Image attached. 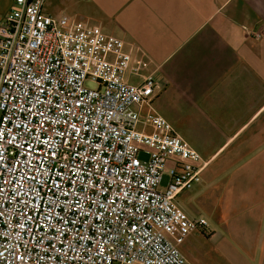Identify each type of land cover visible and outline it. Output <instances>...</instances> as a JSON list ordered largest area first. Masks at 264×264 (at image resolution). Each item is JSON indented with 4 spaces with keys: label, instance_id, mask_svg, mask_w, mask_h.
<instances>
[{
    "label": "built area",
    "instance_id": "built-area-1",
    "mask_svg": "<svg viewBox=\"0 0 264 264\" xmlns=\"http://www.w3.org/2000/svg\"><path fill=\"white\" fill-rule=\"evenodd\" d=\"M44 1L0 22V264H187L179 229L207 223L175 199L204 162L152 112L165 88L130 83L122 39Z\"/></svg>",
    "mask_w": 264,
    "mask_h": 264
},
{
    "label": "crops",
    "instance_id": "crops-1",
    "mask_svg": "<svg viewBox=\"0 0 264 264\" xmlns=\"http://www.w3.org/2000/svg\"><path fill=\"white\" fill-rule=\"evenodd\" d=\"M80 1L70 18L123 40L135 56L128 81L165 88L152 112L204 162L175 199L207 223L179 229L187 264H264V0Z\"/></svg>",
    "mask_w": 264,
    "mask_h": 264
},
{
    "label": "rangeland",
    "instance_id": "rangeland-1",
    "mask_svg": "<svg viewBox=\"0 0 264 264\" xmlns=\"http://www.w3.org/2000/svg\"><path fill=\"white\" fill-rule=\"evenodd\" d=\"M11 0H9L7 2V0H5V3L7 2V4H3V6H1V8L3 10H5L7 13L11 11L12 9V3H10ZM46 1V0H45ZM82 5V2L80 0H47L44 3V12L48 15L57 17V16H68V17H76V18H80L78 17V15L76 14L79 6ZM79 21V20H78ZM150 111L148 108H143L142 110V117L145 119L144 122L147 124V117L150 116ZM140 130L144 131V132H150V127L149 126H144V125H139L138 127ZM141 158H145L144 155H141Z\"/></svg>",
    "mask_w": 264,
    "mask_h": 264
}]
</instances>
